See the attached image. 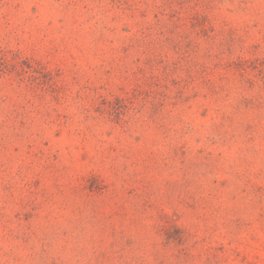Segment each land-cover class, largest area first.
I'll return each mask as SVG.
<instances>
[{"label": "rangeland", "instance_id": "obj_1", "mask_svg": "<svg viewBox=\"0 0 264 264\" xmlns=\"http://www.w3.org/2000/svg\"><path fill=\"white\" fill-rule=\"evenodd\" d=\"M0 264H264V0H0Z\"/></svg>", "mask_w": 264, "mask_h": 264}]
</instances>
